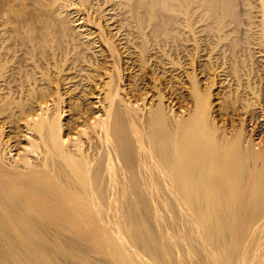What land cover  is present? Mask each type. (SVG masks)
I'll return each instance as SVG.
<instances>
[{"label":"bare ground","instance_id":"6f19581e","mask_svg":"<svg viewBox=\"0 0 264 264\" xmlns=\"http://www.w3.org/2000/svg\"><path fill=\"white\" fill-rule=\"evenodd\" d=\"M137 1L143 5L142 0ZM104 34L99 43L103 41L106 49L100 50L107 51L116 65V48ZM1 73L0 264H48L49 244L57 240L86 241L99 254L109 250L113 264L258 262L264 250L257 246L261 253L254 259L253 251L259 250L253 248L264 235L259 233L260 240L255 236L258 230L264 231V138L255 141L254 127L245 135L243 128L237 131L232 125H217L201 93L195 97V109L184 118L173 107L167 110L164 102L169 98L164 90L157 92L148 107L143 102L142 107L134 105L139 97L131 99L127 90L131 84L120 74L116 83L110 77L103 85L97 79L86 85L97 91L102 105L89 114L77 95H71V84L66 92L59 88L76 82L77 76L60 75L62 84L49 79L41 86L43 77L26 83L20 79L17 85L3 78L9 73ZM91 79L95 81V77ZM96 89L106 91V98ZM103 100L108 103L104 105ZM65 111L68 115L61 123ZM21 141L24 143L17 147ZM258 224L262 226L257 233L249 231Z\"/></svg>","mask_w":264,"mask_h":264},{"label":"rangeland","instance_id":"374dc122","mask_svg":"<svg viewBox=\"0 0 264 264\" xmlns=\"http://www.w3.org/2000/svg\"><path fill=\"white\" fill-rule=\"evenodd\" d=\"M142 1L143 5L141 1L137 0H0V61L4 60L2 61L3 63H0V67L4 64V68L6 66L7 68L5 70L2 67V69L8 71H2L0 68V73H9L8 75L1 74L3 78L7 77L8 81H12L10 84L14 83L17 85L20 84V79L21 82L26 83L27 79L43 77V81L38 80V82L42 83L41 86L50 80L62 84L63 78L73 75L77 76L76 82L65 84L66 86L62 84L59 88L62 92H66L69 89L72 90L71 95H77L78 98L76 100L82 101L84 108L88 109L89 114L98 111L102 105L100 104V96H97V91L89 89L86 85L88 83L95 84L97 81L103 85L110 80V77H113L112 79L116 83V81L118 82L119 74L124 78L127 76L125 83L131 84L127 88L129 92H132L129 93L132 96L131 99L138 97L140 99L135 103L132 102L134 105L138 103L142 107L143 102L148 107L151 100L152 102L155 101L158 91L159 93L160 91L162 93L165 92V98H169L168 102H164V104L167 103V110L168 106L173 107V112L179 117L183 116L182 118L187 117L188 112L195 109V97L201 93L200 96L206 99L205 102L207 101L206 103L209 106V116L215 119L217 125L221 124L222 126H220L225 128L233 126V128H237V131H241L240 128H243L241 132L245 135L254 127L251 131L254 130L256 133L253 137H256L255 141L262 136L264 138V127L262 129V126H264V0H219V2L218 0ZM138 2H141V5ZM134 4L139 6L136 7ZM132 7L138 11L134 12L136 9L133 10ZM134 14L137 15L135 18L133 17L135 16ZM126 28H130V30L128 29L129 32H127ZM104 31L105 34H108L107 36H110L109 40L111 43L113 42L112 45L116 48V65H113L115 61L107 55V51H101L106 49V44L104 43L103 46V41L101 42V36ZM88 33L92 36L89 35L88 37ZM99 33L102 34L100 35ZM138 34L139 37H137ZM99 35L100 38H98ZM130 35L134 37L132 38ZM99 39H101L100 43ZM135 43L137 44L135 45ZM75 45L77 48H75ZM56 49H58V52ZM175 51L176 53H174ZM59 52L61 55H59ZM78 52L79 54H77ZM166 55L169 59L168 57L165 58ZM141 58H143L142 61ZM58 59L61 60L59 61ZM167 61H170V63ZM17 69L19 72L16 71ZM76 71L79 72L77 73ZM109 71H111V74ZM23 73L25 75H22ZM9 76L13 77V79ZM91 77H95V81H91ZM81 78L83 79L81 80ZM170 78L173 79L171 80ZM15 80H17L16 83ZM53 82L52 86L55 85ZM69 84H71V87H69ZM73 84L75 85L73 86ZM154 84L156 88L153 89L151 85ZM122 86L124 87V85ZM74 87L76 88L74 89ZM96 90L102 92L101 96H103V99L106 98V91ZM145 91H147L146 94H144ZM121 94L122 98H127V96L123 97V93ZM170 100H172V103L170 102L169 104ZM229 100H231V103L228 102ZM103 103L104 105L107 104L108 100H105V102L103 100ZM242 103L245 106L244 108ZM253 103L256 106L252 105ZM240 104L242 105L241 107L239 106ZM229 106L231 107L230 109ZM241 108L244 110L242 111ZM62 115L61 123H64L68 113L65 111ZM261 118L263 120H260ZM223 124L226 125L224 126ZM23 143L21 141L20 144H17V147ZM255 225H253L254 229H251V226L249 231L255 230V233H257L262 224H258V227ZM261 230H264L263 226ZM260 232L264 234V231L259 230L257 234L254 232L249 233H254L255 236H258L257 240H260ZM263 236H261V239L264 240ZM251 239L253 240L254 237H251ZM263 240L258 242L255 238L254 241L258 245L253 249L264 250ZM49 248L48 264L114 263L111 260L112 258H109V250L105 254H99L94 250L95 248L93 249L92 244L86 241H51ZM260 250L259 253L258 251L256 253L253 251L254 259H256L257 254L261 253ZM262 253L259 256L260 258L256 259L258 264L262 261L261 257L262 259L264 258V251ZM263 263L264 259L260 264Z\"/></svg>","mask_w":264,"mask_h":264}]
</instances>
